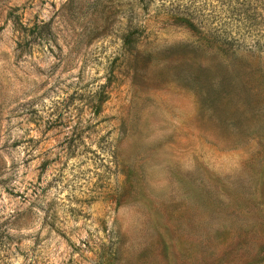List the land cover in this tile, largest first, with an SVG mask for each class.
Wrapping results in <instances>:
<instances>
[{
    "label": "rangeland",
    "instance_id": "obj_1",
    "mask_svg": "<svg viewBox=\"0 0 264 264\" xmlns=\"http://www.w3.org/2000/svg\"><path fill=\"white\" fill-rule=\"evenodd\" d=\"M0 264H264V0H0Z\"/></svg>",
    "mask_w": 264,
    "mask_h": 264
}]
</instances>
